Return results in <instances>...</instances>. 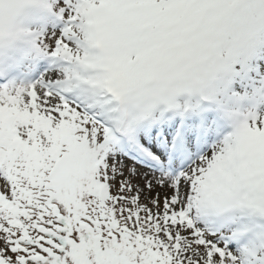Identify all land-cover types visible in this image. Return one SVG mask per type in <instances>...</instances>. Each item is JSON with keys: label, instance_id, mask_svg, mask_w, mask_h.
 <instances>
[{"label": "snow or ice", "instance_id": "snow-or-ice-1", "mask_svg": "<svg viewBox=\"0 0 264 264\" xmlns=\"http://www.w3.org/2000/svg\"><path fill=\"white\" fill-rule=\"evenodd\" d=\"M4 29L34 68L0 83V264H264V0H0Z\"/></svg>", "mask_w": 264, "mask_h": 264}, {"label": "rangeland", "instance_id": "rangeland-1", "mask_svg": "<svg viewBox=\"0 0 264 264\" xmlns=\"http://www.w3.org/2000/svg\"><path fill=\"white\" fill-rule=\"evenodd\" d=\"M4 64L7 65L9 68L12 66L13 71L9 72L5 70V72L7 73L0 74V76L5 75L9 78L13 77V80H15L17 83H20L19 75L26 76L28 78L32 76L30 68L31 66H34V63L30 58L26 57L24 53H22L21 57H17L16 55L12 57H6L4 59Z\"/></svg>", "mask_w": 264, "mask_h": 264}, {"label": "clouds", "instance_id": "clouds-1", "mask_svg": "<svg viewBox=\"0 0 264 264\" xmlns=\"http://www.w3.org/2000/svg\"><path fill=\"white\" fill-rule=\"evenodd\" d=\"M0 34L2 35H6L7 32H6V29H4L3 31H0ZM20 47L22 48L23 47V44L21 43ZM17 53H23L22 51L18 52V51H14V50H11V49H0V57H12L14 56L15 54Z\"/></svg>", "mask_w": 264, "mask_h": 264}, {"label": "bare ground", "instance_id": "bare-ground-1", "mask_svg": "<svg viewBox=\"0 0 264 264\" xmlns=\"http://www.w3.org/2000/svg\"><path fill=\"white\" fill-rule=\"evenodd\" d=\"M33 68H34V66H31V68H30V72L33 71ZM31 78H33V75H32ZM31 78H28V77L23 76V77H20V78H19V82H27V81H28L29 79H31Z\"/></svg>", "mask_w": 264, "mask_h": 264}]
</instances>
